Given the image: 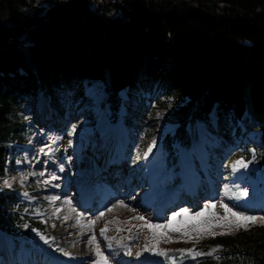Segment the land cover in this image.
Returning a JSON list of instances; mask_svg holds the SVG:
<instances>
[{"label":"trees","instance_id":"16d2710c","mask_svg":"<svg viewBox=\"0 0 264 264\" xmlns=\"http://www.w3.org/2000/svg\"><path fill=\"white\" fill-rule=\"evenodd\" d=\"M84 80L103 82L111 122L120 91L138 95V133L152 102L142 94L173 98L167 148L189 145L188 123L208 120L216 104L222 133L237 119L258 132L248 156L264 171V0H0V176L9 144L27 140L25 104L44 92L63 114ZM15 207L18 195L0 188V231L21 242L42 223ZM216 243L196 264H264V225Z\"/></svg>","mask_w":264,"mask_h":264},{"label":"rangeland","instance_id":"374dc122","mask_svg":"<svg viewBox=\"0 0 264 264\" xmlns=\"http://www.w3.org/2000/svg\"><path fill=\"white\" fill-rule=\"evenodd\" d=\"M82 89L83 95H79L75 89L64 98V120H59L63 122L60 123L63 126L52 124L51 115L54 110L49 106V97L44 92H39L24 106V113L20 116L26 122L23 134L27 140L20 144L16 141L9 144L13 161L9 164L6 162L5 173L0 176V187L14 191L24 206L22 210L18 207L19 210L41 222L42 227L34 229L32 236L19 243L18 248L13 249L14 252L10 250L12 236L0 232V264H8L7 260L9 263L14 262L13 264H94L101 259L97 256L98 251L108 257V264H118L114 260L115 256L104 248L106 239L111 243L120 240L115 242L126 245L123 252L129 260L125 264H143V258L147 256L162 264L165 262L164 256L154 253H165L168 249L191 253L189 260L177 264H196L203 258L211 257L220 248L216 243L218 236L235 234L253 225H264L262 208L245 207L259 198L263 201L264 208V173L248 157L253 153L248 149L249 142L256 140L258 134L245 130L242 120H235L232 130L244 129L247 132H240V136L222 133L214 104L205 124L198 122L188 128L191 136L189 145L175 141L167 148L164 147L166 135L173 134L178 127L170 120L173 98L159 94L152 102H148L146 123L138 133L134 124L136 120L131 113L139 101L138 95L131 94L127 89L120 91L123 101L118 120L113 123L109 119V108L104 104L107 94L103 82L84 80ZM104 124L109 125L112 134L104 130ZM73 127L76 129L75 134L71 132ZM217 145L223 148L218 150ZM208 149L212 155L209 162L202 158L206 156ZM212 151L215 154L218 151L222 155H213ZM182 153L184 160L191 161L190 165H200L202 173L204 172L203 183H206L207 173L212 176L217 194L202 198L194 210L188 204H177L165 209L162 217H156L153 213L157 210L158 197L164 193V201L159 205L161 209L164 202L171 201L173 189L181 185L178 183L181 166L173 157L176 154L178 158ZM82 159L87 165H83ZM239 160H243L247 166H236ZM54 162L60 168L63 166L62 172L67 176L66 181H61V173L52 166ZM89 163L93 165V169L99 165L98 170L92 171ZM105 163L112 180L104 176L107 170ZM187 170V176L193 180V172L190 173L189 167ZM88 171L95 172L94 178L98 177L97 180L101 181L97 190L93 191L96 195L89 198L93 203L92 210L82 208L85 200H81L79 205L73 197V174L84 179ZM153 176L155 180L151 184L149 181ZM153 187L160 191L159 194L155 193ZM182 190L186 191L187 186L181 185L180 192ZM141 194L158 199H150V205L145 206L142 211ZM238 202L245 206L240 207ZM118 203H124L134 211L140 210L147 215L150 224L170 223L171 228L153 229L147 227L143 221L132 223L117 217H113V223L105 224L101 213L104 216L113 206L116 208ZM213 204L214 209L211 207ZM225 204L233 212L256 217V221L238 224L235 217L225 213ZM185 210L188 217L183 214ZM199 212L205 213L199 220L190 218ZM176 213L180 215L173 220ZM224 216L228 219H223ZM104 229L106 231L101 235ZM93 235L94 240L91 239ZM126 236L129 237L125 238Z\"/></svg>","mask_w":264,"mask_h":264},{"label":"bare ground","instance_id":"6f19581e","mask_svg":"<svg viewBox=\"0 0 264 264\" xmlns=\"http://www.w3.org/2000/svg\"><path fill=\"white\" fill-rule=\"evenodd\" d=\"M103 128H104V130L107 132V131H109L111 134L113 133L112 132V130H111V128L109 127V125H107V124H104L103 125ZM110 129V130H109ZM183 159H184V157H183ZM182 159V160H183ZM82 162H83V165L85 166V165H87V163H84V160L82 159ZM53 164V167H55V168H57V171L58 172H60L61 173V176L60 177H62L63 175H64V173L60 170V166H58V164H57V162H54V163H52ZM89 164H91V163H89ZM104 166H106V163H105V165ZM88 167H89V165H88ZM91 168H92V171H97L98 170V168H99V165L97 166V167H94V169H93V165L91 164V166H90ZM189 167V171H190V173L191 172H193V175H194V178H193V180H191L190 179V177L189 176H187L188 175V170H187V168ZM204 167H205V165H204ZM106 169H107V166H106ZM219 171V170H218ZM89 173L88 174H86V176L84 177V184H82V182H81V179L83 178V177H81V176H79V175H74L73 174V177H72V180H73V184H74V188H75V190L78 192V193H80V196L79 197H81L82 195L84 196H90V194H94L93 193V191L95 192L96 190H97V186H99L100 184H101V181H98L97 180V178H94V175H96L95 174V172H90V171H88ZM109 174V175H108ZM110 175H111V173L110 172H108L107 170L104 172V176H107L108 178L110 177ZM180 175H181V177H184V179L180 182L181 183V185L182 186H187V189L189 190V192H193L196 188H197V185L199 184V181H198V179L196 178V175L194 174V170H193V168L191 167V165H190V163L188 162V161H186V160H184V163L182 164V171H181V173H180ZM200 177V176H199ZM179 179V178H178ZM154 180H155V177L153 176L152 178H150V181H149V183H153L154 182ZM209 180L211 181V179H210V177H209ZM203 181V180H202ZM212 182V181H211ZM178 183H179V181H178ZM218 183H220V182H218ZM181 185H178V186H176L174 189H173V191H172V193H174L173 195H172V198H174V196L176 195V193L180 190V188H181ZM213 185H214V183H213ZM214 187H215V185H214ZM154 192V191H153ZM210 193H208L207 195H209ZM216 194V193H215ZM77 195H74L73 197H76ZM140 196V202H141V210L143 211V209H144V207L145 206H149L150 204H149V200L150 199H152V196L151 197H149V196H146V194L145 195H139ZM77 199V201H79L78 199L79 198H76ZM153 199H154V197H153ZM152 202V201H151ZM238 203H240V202H238ZM117 205V207L115 208V206H113L111 209V211H109V213H107V214H105L104 216H102L101 215V218H102V220H103V222L105 223V224H111V223H113L114 221H113V217H117V218H121L123 221L124 220H129L130 222H132V223H139L140 221H143L144 223H150L149 221H148V219H147V215H145L144 213H142L140 210H137V211H134V210H132L131 208H128L127 206H125V204L124 203H121V204H116ZM245 205L243 204V203H240V207H244ZM114 208V209H113ZM161 213V209H159L158 208V210L157 211H155L154 213H153V215L154 216H159V215H161L160 214ZM128 216V217H127ZM139 216H143L144 217V220H139V219H136V217H139ZM101 218H99V219H101ZM122 221V222H123ZM88 222H89V220H88ZM120 222V221H119ZM117 224H118V222H117ZM137 225V224H136ZM110 226V225H109ZM125 226V225H124ZM133 226V225H132ZM111 227V226H110ZM134 227V226H133ZM136 227V226H135ZM120 229V228H119ZM123 229V228H122ZM131 229V228H130ZM117 230V229H116ZM121 230V229H120ZM132 230V229H131ZM131 230H129L130 231V233H131ZM124 231V230H123ZM110 232V231H109ZM114 232V231H113ZM121 232V231H120ZM117 233V232H116ZM123 233V232H122ZM129 233V232H128ZM115 236V235H114ZM120 236V235H119ZM130 236V235H129ZM129 236H126L125 238H127V237H129ZM123 237V236H122ZM124 239V238H123ZM122 240V239H121ZM115 241H120V240H115ZM115 241H113L112 243H111V241L109 240V239H106L105 240V245H104V248L105 249H107L110 253H112L114 256L115 255H117V258H114L116 261H122L123 260V254H124V252H123V249L125 248V244H121V243H119V245L118 246H115V244H113ZM158 242H160L159 240H157ZM128 243V242H127ZM121 244V245H120ZM109 245L111 246V247H109ZM125 245V246H124ZM116 247H118V248H116ZM112 255V256H113ZM72 257V256H71ZM147 258H149V257H147ZM113 259V258H112ZM137 260V259H136ZM135 260V261H136ZM127 261V260H126ZM135 263V262H134ZM133 264V263H132Z\"/></svg>","mask_w":264,"mask_h":264},{"label":"snow or ice","instance_id":"6c2138e0","mask_svg":"<svg viewBox=\"0 0 264 264\" xmlns=\"http://www.w3.org/2000/svg\"><path fill=\"white\" fill-rule=\"evenodd\" d=\"M75 131H76V129H75V127H73L72 130H71L72 134H75ZM153 143H154V142H153ZM148 150H149V152H150V151H151V147H149ZM236 166H243V167H246L247 165L244 163L243 160H239V161L236 162ZM236 166H234V168H235ZM60 170L63 171V166H62V165H61ZM53 179H56V177L53 176ZM243 194H244V195H247V193H243ZM25 195H27V193H25ZM53 199H59V197H53ZM125 206H126V205H125ZM211 207L214 209V208H215V204L211 205ZM223 208H224L225 213H230L231 216L235 217V219H236V221H237L238 224L241 223V222H243V223H250V222H251V223H254V222L256 221V217H253V216H247V215H241V214H239V213H237V212H233L232 209L229 208V206H228L227 204L223 205ZM205 211H207V209H205ZM103 214H104V213H101V215H103ZM183 214H184L186 217H188V215H189V214L187 213L186 210L184 211ZM204 214H205L204 212H199V213H197L196 215L191 216L190 218H191L192 220H199L201 217L204 216ZM177 215H180V213H176V214L173 216L172 219L175 220ZM136 219L144 220V217H143V216H139V217H136ZM223 219H228V217H227V216H224ZM146 226L149 227V228H153V229L171 228V224H170V223L167 224V225H155V224H150V223H147V222H146ZM198 230H199V229H198ZM104 231H106V229H104V230L101 231V235L104 234ZM42 239H45V243H48V240H47L46 238L42 237ZM91 239L94 240V239H95V236L93 235ZM89 243H91V240H89ZM109 247H111V246L109 245ZM146 250H147V251H151L150 249H147V248H146ZM66 254H67V253H66ZM129 254H130V253H129ZM154 254L161 255V256H164V257H166V258L168 257V254H167V253H154ZM190 254H191V253H190ZM97 256H100L101 259L95 261L94 264H108V257L105 256L102 252H99V251H98V252H97ZM174 259H175V258H173V260H174Z\"/></svg>","mask_w":264,"mask_h":264},{"label":"water","instance_id":"95a60500","mask_svg":"<svg viewBox=\"0 0 264 264\" xmlns=\"http://www.w3.org/2000/svg\"><path fill=\"white\" fill-rule=\"evenodd\" d=\"M166 253L168 254V257H165V260L168 262H175L185 258H190V253H186L183 250H168ZM173 258L175 259L173 260Z\"/></svg>","mask_w":264,"mask_h":264}]
</instances>
